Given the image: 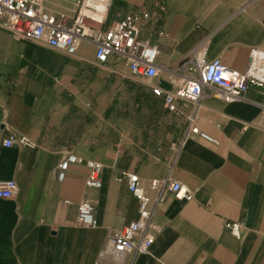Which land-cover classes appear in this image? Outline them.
<instances>
[{
    "label": "crops",
    "instance_id": "1",
    "mask_svg": "<svg viewBox=\"0 0 264 264\" xmlns=\"http://www.w3.org/2000/svg\"><path fill=\"white\" fill-rule=\"evenodd\" d=\"M77 1L42 5L69 21ZM109 10L107 23L148 14L140 36L158 47L152 83L163 90L185 81L181 65L202 44L208 61L264 77V0H111ZM95 51L82 40L69 55L0 28V180L18 184L0 199V264H264V87L231 102L205 87L171 112L124 58L99 65ZM193 113L213 141L190 131ZM21 136L37 146H5ZM68 154L102 163L101 186L87 185L85 164L59 181ZM125 171L139 176L161 231L147 254L100 258L111 232L139 219ZM173 181L193 197H175ZM81 201L95 226L77 224ZM226 222L241 224L240 238Z\"/></svg>",
    "mask_w": 264,
    "mask_h": 264
},
{
    "label": "built area",
    "instance_id": "2",
    "mask_svg": "<svg viewBox=\"0 0 264 264\" xmlns=\"http://www.w3.org/2000/svg\"><path fill=\"white\" fill-rule=\"evenodd\" d=\"M86 0H78L79 13L72 23H68L65 15H52L46 12L42 0H0V28L10 31L15 38H23L40 42L69 55L76 53L79 43L88 40L95 44V61L99 65L106 64L112 56L125 59L133 78L143 80L152 87L155 95L161 96L166 108L171 112L180 110V103L197 104L203 96L205 87L215 89L225 101L231 102L244 99L252 86L264 87V77L248 69L239 72L225 66L217 58L206 59L207 47L202 44L191 51L182 63L185 81L178 87L163 90L152 83L158 76L156 59L158 47L140 36L139 22L148 18V14H126L122 19L107 23L106 17L98 21L82 14ZM111 0L108 5V11ZM93 12L97 9L88 6ZM107 11V12H108ZM253 55L257 52L253 51ZM195 115L187 116V123L192 133L213 141L212 138L194 125ZM5 146L17 144L19 147L35 148L36 142L26 136L10 137L4 141ZM71 164H85L89 168L87 185L98 188L101 186L103 164L94 160L84 161L81 157L68 154L59 165L57 178L64 180ZM123 177L131 193L139 200V219L130 222L120 230H113L109 235L100 258L109 255L117 260L125 256L147 254L161 231L155 220V206L145 193L136 173L125 171ZM157 181L152 182V188H157ZM169 190L179 199L189 200L193 193L182 186L179 181H173ZM18 191L15 180H0V199L12 198ZM97 223L93 206L88 201L78 204L77 224L93 227ZM225 226L236 237H241L239 222H226Z\"/></svg>",
    "mask_w": 264,
    "mask_h": 264
},
{
    "label": "bare ground",
    "instance_id": "3",
    "mask_svg": "<svg viewBox=\"0 0 264 264\" xmlns=\"http://www.w3.org/2000/svg\"><path fill=\"white\" fill-rule=\"evenodd\" d=\"M109 2L110 0H86L82 14L101 21L107 16ZM88 6L95 7L97 10L93 12Z\"/></svg>",
    "mask_w": 264,
    "mask_h": 264
},
{
    "label": "rangeland",
    "instance_id": "4",
    "mask_svg": "<svg viewBox=\"0 0 264 264\" xmlns=\"http://www.w3.org/2000/svg\"><path fill=\"white\" fill-rule=\"evenodd\" d=\"M79 10H80V8L78 7V9H77V12H76V14H75V16L79 13ZM111 14H112V11L111 10H109L108 11V13H107V16H106V19H107V22L109 21V18L111 17ZM53 15V14H52ZM74 15V14H73ZM59 16V15H58ZM75 16H74V18H75ZM74 18L73 19H71V20H69V21H67V22H69V23H72L73 22V20H74Z\"/></svg>",
    "mask_w": 264,
    "mask_h": 264
}]
</instances>
